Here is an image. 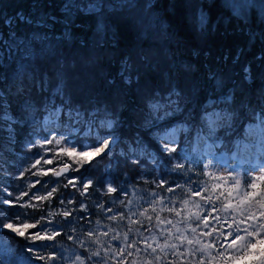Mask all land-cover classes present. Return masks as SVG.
I'll use <instances>...</instances> for the list:
<instances>
[{
	"label": "trees",
	"instance_id": "1",
	"mask_svg": "<svg viewBox=\"0 0 264 264\" xmlns=\"http://www.w3.org/2000/svg\"><path fill=\"white\" fill-rule=\"evenodd\" d=\"M91 1L98 9L86 10ZM18 13L46 20L47 28L19 23ZM245 13L226 0H0V163L7 170L0 174V264H157L155 257L159 264H233V251L244 256L239 264H264L247 247L264 236V228L247 235L264 225V179L245 173L233 190L220 174L222 166L232 173L246 166L237 142L251 138L247 122L264 116V6ZM66 28L70 42L62 38ZM45 31L57 55L25 60L32 34ZM33 63L40 71L24 79L20 94L21 73ZM45 73L47 91L36 86ZM58 84L63 95L55 94ZM57 106L58 122L43 124ZM216 110L210 129L204 114ZM6 116L19 121L11 134ZM87 123L96 130L86 131ZM172 125L174 144L164 143ZM49 132L78 148L110 134L117 141L80 163L67 157L68 176L79 177L71 185L53 175L60 158L39 171L26 166L41 152L34 136ZM202 132L219 140L212 163L202 155ZM25 179L41 196L38 205H21ZM253 191L259 195L249 199ZM7 223L36 227L18 235ZM37 231L45 239L35 240ZM233 233L243 237L234 245Z\"/></svg>",
	"mask_w": 264,
	"mask_h": 264
},
{
	"label": "rangeland",
	"instance_id": "2",
	"mask_svg": "<svg viewBox=\"0 0 264 264\" xmlns=\"http://www.w3.org/2000/svg\"><path fill=\"white\" fill-rule=\"evenodd\" d=\"M116 3H124V1L133 2L135 0H114ZM228 4L231 6V8L239 13V14H246L248 7L253 5H263L264 6V0H226ZM68 2L74 3L75 0H68ZM99 2L97 1H91L86 5V10H95L98 9ZM211 113V112H208ZM215 114V118L217 119L219 117L218 110L213 112ZM60 114V107L57 106L54 110L46 112L42 118L43 124L52 123V122H58V116ZM95 131V126H93L91 123L85 124V130L88 131L91 129ZM73 130L77 129V125H74L72 127ZM245 133L250 136L251 138H242L237 142V146L240 150V154L243 158H240L241 161H244L246 166H238L236 165L234 172H230L227 168L224 166L220 167V171L223 177L221 180V184L225 187H232L233 190H236L241 187L242 182L244 181V174L245 173H251L254 176L257 177H264V116H258L254 121L247 122L244 126ZM177 128L175 126H171L167 129V131L162 135V140L164 143L174 144L173 141H170L173 137L176 136ZM66 135L59 134L55 132H49L47 137H43L40 135H35L33 142L34 144L40 145V153L39 155L31 156V163L27 164L33 165V168L35 170H42L45 166V163H48L52 161L54 158L61 160L60 163L53 166L51 169L53 171H56L60 166L62 165H69L71 170V164L70 160L67 159H73L77 163H80L83 161L84 158H93L98 155H102L103 153L109 151L115 142L117 141V136L114 134H110L108 136H105L101 142L95 146L91 147L89 144L85 143L83 148H78L74 143L73 140L65 139ZM201 142V151L202 155L205 157V161L207 163H212V160L210 157H208L209 152L211 149H213V146L218 143L217 140L210 137L207 133L202 132L201 137L198 139ZM105 141H108V144L105 145ZM31 144V143H29ZM95 148H104V151L97 154L93 151ZM6 149H11L9 146H6ZM39 161V163H37ZM6 164L0 163V174L5 175L6 174ZM66 175L67 181L71 185H77L79 181L78 176H68L67 174L62 175L63 177ZM61 177V176H60ZM255 181V180H254ZM24 188L23 191L20 193V201L21 205L25 208L32 207L35 205H38V201L40 199H36V197H41L38 193L29 192L27 190L28 186L30 185L29 180H24ZM14 226L18 227L21 231L23 229L22 225L20 224H14ZM12 232L11 229H8ZM238 255H241V252L239 251L236 254V251L230 252L228 257H230V262L234 264V259L238 257ZM74 260H78L77 258H74ZM80 264H83L80 263ZM229 264V263H228Z\"/></svg>",
	"mask_w": 264,
	"mask_h": 264
},
{
	"label": "snow or ice",
	"instance_id": "3",
	"mask_svg": "<svg viewBox=\"0 0 264 264\" xmlns=\"http://www.w3.org/2000/svg\"><path fill=\"white\" fill-rule=\"evenodd\" d=\"M66 7L68 8H72L74 7L73 4H68L66 5ZM49 19H52V18H49ZM17 21L19 23H24V24H29V25H35V27L37 29H46L47 28V21L46 20H36V21H33L30 17H26L24 15H21V14H17ZM55 22V21H53ZM7 24V21L5 22ZM98 31H103V26L102 25H99L98 26ZM63 39L65 40H68L69 42L71 41V32H70V29H65V34L64 36L62 37ZM33 43L30 44L26 49H25V52H24V59L25 60H35V59H39L40 61H45L51 57H55L57 55V52H56V49L52 46L51 44V37L50 35L48 34V32H36L34 34H32V37H31ZM83 43V42H81ZM61 64V66H63V61L61 60L59 62ZM40 71V66L33 63L31 65V68H25V70L21 73V80H20V87L18 88V93L22 94L25 89H24V79L27 78V79H33L34 76L33 74L34 73H38ZM60 74L57 73V76H59ZM126 79V82H130ZM109 83H111V81H109ZM48 85H49V80H48V75L47 73L44 74V77H43V80L42 81H37L36 82V86L40 89H42L43 91H47L48 89ZM55 94H60V95H63L62 91H61V85H57V88H56V93ZM25 110L27 111V105H25ZM69 117L72 116V112L69 111L68 113ZM79 112L76 113V117L77 119L79 118ZM204 119L206 120V122L208 123V126L209 128H214L216 126V124L218 123L217 119L215 118V114L214 113H205L204 114ZM5 120L7 122V127L5 128V131L8 132L9 134H11L14 129L12 128V124L14 123H19V121L17 120H13L11 117H5ZM105 145L108 144V141H105L104 142ZM94 152H96L97 154L101 153L104 151V148H95L93 149ZM37 163H39V161H37ZM177 167H182L181 165H177ZM57 175H59L57 173ZM260 179H264V177H261ZM71 183V181H70ZM90 183V182H89ZM85 188L88 187V184H85L84 185ZM251 188L255 189L257 187L256 184H252L250 185ZM109 192H112V191H115V189H112V188H109L108 189ZM194 195H200L199 191H195L193 193ZM49 195H51V193H49ZM259 194L255 191L253 192H249L247 194L248 198H252V197H257ZM36 199H41V197H36ZM225 207H229V205H225ZM261 207L264 208V203H261ZM64 215L67 217L69 215V213L65 212ZM260 216L261 218H264V212H261L260 213ZM114 219V217H113ZM249 219L251 220L252 217H249ZM204 221L205 223H209V220H208V217L205 216L204 217ZM25 230L27 229H31V228H34L36 227V225H33V224H24L22 226ZM3 228L5 229H11L12 232H16L18 235H24V232L21 231L18 227L14 226V224L12 223H7V224H4L3 225ZM259 228H264V225H259L257 228H253L252 231H249L247 232V235L249 237H253V236H256L257 235V232L259 230ZM53 235H55V233H53ZM89 235H91V233H89ZM233 236L235 237L231 243L234 245L236 244V242L238 240H241L243 239V237H241L239 234L237 233H233ZM71 238V237H69ZM34 239L35 240H43L45 239L43 236L40 235V232L37 231L35 233V236H34ZM48 240H51L52 237L49 236L47 237ZM191 243V242H190ZM150 247V246H149ZM173 249L175 248V246H172ZM248 249H253V250H258L259 251V254L260 256L264 257V236H261V238L257 239L256 243L255 244H249L248 246ZM155 249H152V254L155 255ZM253 256H255V251H253L251 253ZM95 255H99L98 253L95 254ZM173 255H175V253H173ZM221 255H223V253H221ZM245 256L249 255V252L248 251H245L244 253ZM41 260L44 259V257H40ZM121 259H124V257H121ZM156 261H157V264H159V261L162 259L161 257H155ZM234 259V264H239L240 261H243L244 260V256H240V257H236V258H233Z\"/></svg>",
	"mask_w": 264,
	"mask_h": 264
},
{
	"label": "water",
	"instance_id": "4",
	"mask_svg": "<svg viewBox=\"0 0 264 264\" xmlns=\"http://www.w3.org/2000/svg\"><path fill=\"white\" fill-rule=\"evenodd\" d=\"M69 172H70V166L69 165H62L56 171H53V175L55 177H60V176L67 174ZM57 173L59 175H57ZM84 192H86V189H84Z\"/></svg>",
	"mask_w": 264,
	"mask_h": 264
}]
</instances>
